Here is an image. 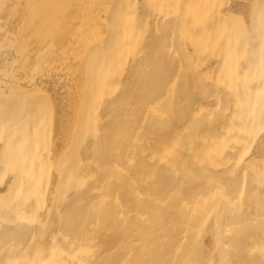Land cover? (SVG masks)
I'll list each match as a JSON object with an SVG mask.
<instances>
[{"label": "bare ground", "instance_id": "6f19581e", "mask_svg": "<svg viewBox=\"0 0 264 264\" xmlns=\"http://www.w3.org/2000/svg\"><path fill=\"white\" fill-rule=\"evenodd\" d=\"M0 264H264V0H0Z\"/></svg>", "mask_w": 264, "mask_h": 264}]
</instances>
